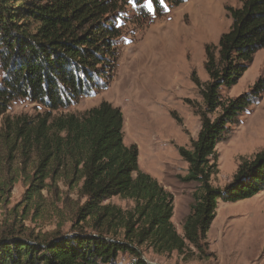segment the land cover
Returning <instances> with one entry per match:
<instances>
[{
    "label": "trees",
    "instance_id": "16d2710c",
    "mask_svg": "<svg viewBox=\"0 0 264 264\" xmlns=\"http://www.w3.org/2000/svg\"><path fill=\"white\" fill-rule=\"evenodd\" d=\"M115 9L112 0H0V116L17 98L57 110L106 88L110 78L105 69L114 57L117 31L104 15ZM226 9L228 30L217 45L204 46L208 81L200 89L204 108L195 109L200 128L189 148L177 147L187 163L181 181L197 183L183 234L171 221L172 193L140 170L138 146L123 142L121 110L102 100L80 116L46 112L16 122L5 118L6 145L23 157L33 154L37 161L27 197L38 195L46 179L79 185L85 201L77 210L78 222L91 219L97 232H54L32 239L1 235L0 264H113L119 252L147 264L139 251L143 244L157 253H182L192 246L206 255L218 201L235 202L264 191V148L242 159L224 186L211 183L218 172L217 142L264 92V81L258 79L249 91L222 100V88L232 87L264 47V0H244L240 7ZM191 78L201 85L195 72ZM113 196L130 199L133 206L123 210L105 203ZM119 232L122 239H116Z\"/></svg>",
    "mask_w": 264,
    "mask_h": 264
},
{
    "label": "rangeland",
    "instance_id": "374dc122",
    "mask_svg": "<svg viewBox=\"0 0 264 264\" xmlns=\"http://www.w3.org/2000/svg\"><path fill=\"white\" fill-rule=\"evenodd\" d=\"M116 9L104 15L117 35L113 59L106 73L110 82L70 105L51 110L26 98L10 102L0 116V236H49L54 232L94 233L91 219L78 222L77 210L85 201L79 185L63 180H45L46 187L29 199L36 159L21 156L4 141L5 118L36 119L82 115L102 100L118 107L123 115V142L138 146V166L173 195L171 221L182 235V223L194 202V181H181L187 163L178 146L190 147L200 128L195 109H203L200 89L208 81L204 69L206 44L217 45L231 18L226 7H240L244 0H112ZM195 72L201 85L193 82ZM2 72L0 71V79ZM258 79L264 81V47L254 55L242 76L230 88H222L223 102L249 91ZM221 112L217 109L211 118ZM264 148V92L260 99L230 123L215 147L218 172L211 178L224 186L242 159ZM130 209L133 201L113 196L105 201ZM116 239H122L119 232ZM206 255L190 246L182 253L154 252L146 244L139 251L147 264H264V191L235 202L218 201L215 217L206 235ZM113 264H136V258L119 252Z\"/></svg>",
    "mask_w": 264,
    "mask_h": 264
}]
</instances>
